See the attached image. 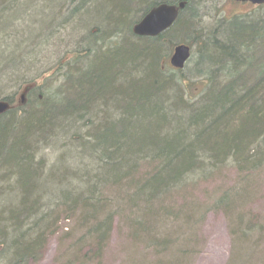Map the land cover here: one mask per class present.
<instances>
[{"label": "trees", "instance_id": "trees-1", "mask_svg": "<svg viewBox=\"0 0 264 264\" xmlns=\"http://www.w3.org/2000/svg\"><path fill=\"white\" fill-rule=\"evenodd\" d=\"M179 3L169 32L132 35L150 9ZM206 4L0 0V264L38 262L63 217L76 218L71 231L88 228L73 253L98 261L123 200L147 217L162 197L220 169L247 179L264 167V6L213 26ZM175 43L193 46L182 70L167 62ZM50 65L66 72L54 87L43 81ZM51 147L60 153L48 167ZM67 157L72 168L59 174ZM112 189L123 197L109 198ZM129 223V239L140 234L156 254L172 245L149 219Z\"/></svg>", "mask_w": 264, "mask_h": 264}, {"label": "rangeland", "instance_id": "rangeland-1", "mask_svg": "<svg viewBox=\"0 0 264 264\" xmlns=\"http://www.w3.org/2000/svg\"><path fill=\"white\" fill-rule=\"evenodd\" d=\"M209 2H212L207 4L209 9L211 5H224V0ZM222 8L227 17L250 10V6L229 2ZM205 15L206 23L213 26L215 19L222 17V13L217 14L213 9L206 11ZM1 41L3 45V39ZM15 106L16 104L13 105ZM55 148L42 152L48 167L55 164L59 156L60 152ZM67 160L57 166L58 173L63 167L72 166L69 157ZM247 176V179L239 176L231 167L220 169L202 179L201 183H196L197 185L187 186L182 191L162 197L153 206L156 211L152 210L147 217L144 209L134 208L123 200L122 206L117 209L109 242L98 261L90 262L83 254L77 256L73 253L79 249V239L88 228L71 231L72 227L78 225L74 220L76 218L70 221L63 217L58 222V229L47 238L42 258L30 264H67L74 256L77 257L76 264H264V231H251L257 226L264 228V167ZM111 192H106L111 199L120 193L113 189ZM122 194L124 195L121 192L119 197H123ZM223 196H226L225 202L219 204L218 201ZM162 210L166 213H161ZM191 212L194 213V219L186 223V219L192 216ZM79 215L80 213L77 216ZM239 216L246 219H239ZM145 219L154 223L161 238L168 239L172 244L161 251V255L145 245V237L140 234V240L138 238L133 242L129 239V234L133 235L129 221L145 222ZM250 219L255 220L257 225L248 229L246 226ZM66 233L69 235H65ZM184 251H187L188 256L184 255Z\"/></svg>", "mask_w": 264, "mask_h": 264}, {"label": "water", "instance_id": "water-1", "mask_svg": "<svg viewBox=\"0 0 264 264\" xmlns=\"http://www.w3.org/2000/svg\"><path fill=\"white\" fill-rule=\"evenodd\" d=\"M236 3H249L253 6H263L264 0H232ZM184 4L175 5L160 4L151 9L149 13L132 28L135 36L156 37L161 32L171 27L178 17L179 11L183 9ZM190 56L189 51L183 46L174 48L168 59V65L174 70H182ZM7 109L5 104L0 103V115Z\"/></svg>", "mask_w": 264, "mask_h": 264}, {"label": "bare ground", "instance_id": "bare-ground-1", "mask_svg": "<svg viewBox=\"0 0 264 264\" xmlns=\"http://www.w3.org/2000/svg\"><path fill=\"white\" fill-rule=\"evenodd\" d=\"M227 2H229V3H233V4H241V5H246V6H249V5H247V3H236V2H233L232 0H224V5L227 3ZM207 3H212V2H207ZM180 4V3H179ZM224 5H220V6H218V7H213L212 5H211V7H210V9H213L214 11H215V13H218V14H221L222 12H223V6ZM157 7V6H156ZM155 8V7H154ZM153 9V8H152ZM206 9H207V4H206ZM149 11H151V9L149 10ZM149 11L145 14V15H143L142 16V18L138 21V22H136L133 26H132V28L136 25V24H138L141 20H143L144 18H145V16L149 13ZM223 15H224V12L222 13ZM233 15H236V14H233ZM233 15H229L228 17H230V16H233ZM224 17H227L226 15H224ZM172 27V26H171ZM171 27H169L167 30H165V31H163V32H161L158 36H161V35H164L165 34V32H169L170 30H171ZM132 35L134 36V37H136V38H139V39H152V38H150V37H141V36H135L133 33H132ZM158 36H156V37H158ZM156 37H153V38H156ZM26 41H28V40H26ZM256 41H258V40H256ZM255 41V42H256ZM19 46L22 48V49H24V44L19 40ZM178 46H183L184 48H186L188 51H189V53L191 54V51H193V46H190L189 44H187V43H182V44H174V45H172V51H171V54H172V52H173V50H174V48H176V47H178ZM2 51H4V47H3V45L0 43V55H1V53H2ZM171 54H170V56H171ZM64 58H70L71 56H73L74 57V53H72V52H67V53H65L64 54ZM169 56V57H170ZM32 56L31 55H27V57H26V60H27V62L30 64V62L32 61ZM2 67H0V74H2ZM55 70H56V66H55V69H54V67L53 66H49V67H47V72H44L43 73V77H44V79H43V81H45V82H47V81H49V85L51 84V86L52 87H54V86H57L58 85V83H60V79H63L65 76H66V72L65 73H63V66L62 65H58V67H57V70H56V72H55ZM193 78V77H192ZM4 83V82H3ZM51 87V88H52ZM28 88V87H27ZM27 90H22V95H24L25 94V92H26Z\"/></svg>", "mask_w": 264, "mask_h": 264}]
</instances>
